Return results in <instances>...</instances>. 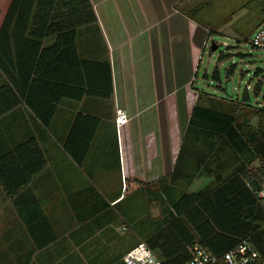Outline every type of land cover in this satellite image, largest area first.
I'll use <instances>...</instances> for the list:
<instances>
[{
    "label": "crops",
    "instance_id": "crops-1",
    "mask_svg": "<svg viewBox=\"0 0 264 264\" xmlns=\"http://www.w3.org/2000/svg\"><path fill=\"white\" fill-rule=\"evenodd\" d=\"M89 1L96 22L75 46L109 66V81L105 69L88 77L111 93L60 98L47 127L25 103L1 117L0 153L33 136L46 164L13 196L0 184V264H124L183 193L170 177L193 108L211 100L197 77L211 0ZM116 108L129 117L119 132Z\"/></svg>",
    "mask_w": 264,
    "mask_h": 264
},
{
    "label": "trees",
    "instance_id": "trees-1",
    "mask_svg": "<svg viewBox=\"0 0 264 264\" xmlns=\"http://www.w3.org/2000/svg\"><path fill=\"white\" fill-rule=\"evenodd\" d=\"M0 18V119L25 103L47 127L60 98L110 95L88 77V70L105 69L109 81V66L80 59L75 46L77 29L96 22L89 0H9ZM48 39L53 42L45 46ZM237 103L256 111L246 118L212 95L192 110L170 177L183 193L170 201L164 226L143 241L161 264H185L195 245L221 258L243 242L264 264V207L257 196L264 187V108L245 98ZM45 164L33 136L1 152L3 191L15 195ZM201 177L209 183L186 192Z\"/></svg>",
    "mask_w": 264,
    "mask_h": 264
},
{
    "label": "rangeland",
    "instance_id": "rangeland-1",
    "mask_svg": "<svg viewBox=\"0 0 264 264\" xmlns=\"http://www.w3.org/2000/svg\"><path fill=\"white\" fill-rule=\"evenodd\" d=\"M263 22L264 0H211V44L201 57L198 86L207 94L226 99L246 118L256 110L240 108L237 102L242 98L253 107L264 108V50L252 49L247 42ZM212 46L216 50L212 51ZM215 74L219 80L214 79ZM229 82L231 98L225 93ZM252 124H256L255 118ZM209 181L207 177L196 179L186 192L199 191Z\"/></svg>",
    "mask_w": 264,
    "mask_h": 264
},
{
    "label": "built area",
    "instance_id": "built-area-1",
    "mask_svg": "<svg viewBox=\"0 0 264 264\" xmlns=\"http://www.w3.org/2000/svg\"><path fill=\"white\" fill-rule=\"evenodd\" d=\"M252 49L264 50V22L255 29L247 41ZM129 117L123 108L115 110V127L118 132L127 125ZM264 207V187L257 192ZM124 264H161L157 256L144 244H137L128 251ZM185 264H262L258 252L248 243L243 242L233 250L225 253L221 258L211 255L199 246L191 248V258Z\"/></svg>",
    "mask_w": 264,
    "mask_h": 264
},
{
    "label": "water",
    "instance_id": "water-1",
    "mask_svg": "<svg viewBox=\"0 0 264 264\" xmlns=\"http://www.w3.org/2000/svg\"><path fill=\"white\" fill-rule=\"evenodd\" d=\"M215 47L216 46H212L211 50L212 51L216 50ZM231 87H232V84L230 82L228 84H226L225 92H226V96L229 98H231L233 96V93L231 92Z\"/></svg>",
    "mask_w": 264,
    "mask_h": 264
}]
</instances>
